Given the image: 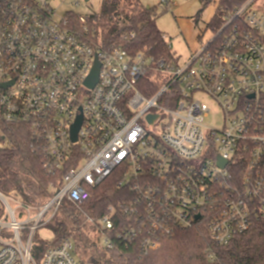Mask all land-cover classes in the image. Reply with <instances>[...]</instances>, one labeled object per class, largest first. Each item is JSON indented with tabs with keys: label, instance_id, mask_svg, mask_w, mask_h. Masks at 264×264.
Returning <instances> with one entry per match:
<instances>
[{
	"label": "built area",
	"instance_id": "1",
	"mask_svg": "<svg viewBox=\"0 0 264 264\" xmlns=\"http://www.w3.org/2000/svg\"><path fill=\"white\" fill-rule=\"evenodd\" d=\"M51 1L0 0V84L12 82L0 87L2 119L27 125L49 174H62L52 198L28 206L23 223L4 199L0 264H89L73 255L71 239L36 257L34 236L64 202L84 204L112 177L133 196L98 220L108 249L113 237L127 245L140 239L147 253L162 235L202 220L223 245L264 220V0L229 11L214 38L183 64L146 48L104 47L76 30L69 15L57 19ZM148 70L162 80L151 96L139 85ZM199 94L219 105L221 126L206 124L209 108ZM8 143L0 132V148Z\"/></svg>",
	"mask_w": 264,
	"mask_h": 264
},
{
	"label": "trees",
	"instance_id": "2",
	"mask_svg": "<svg viewBox=\"0 0 264 264\" xmlns=\"http://www.w3.org/2000/svg\"><path fill=\"white\" fill-rule=\"evenodd\" d=\"M201 1L205 6L212 0ZM245 1L219 0L209 26L218 31L225 15L243 6ZM100 11L98 16L85 19L88 32L83 31L80 16L71 14L69 17L76 30L104 47L125 45L134 53L146 48L156 59H174L156 23L154 9L144 7L140 0H103ZM161 83L160 73L148 70L139 85L144 94L151 96ZM0 132L9 142L0 148V193L14 192L26 205L38 208L52 198L51 186L61 183L62 174H49L30 129L27 125L4 121L1 106ZM120 191L112 177L93 190L84 204L64 202L48 224L57 234L54 243H37L34 238L33 254L39 257L46 248L71 239L81 255H89L95 264H264V220H255L248 231L223 245L212 239L207 220H202L191 228L162 235L160 246L147 253L143 252L140 239L127 245L113 237L114 248H100L96 240L103 233L99 229V218L107 213L108 206L117 204L126 195L133 196L130 190Z\"/></svg>",
	"mask_w": 264,
	"mask_h": 264
},
{
	"label": "rangeland",
	"instance_id": "3",
	"mask_svg": "<svg viewBox=\"0 0 264 264\" xmlns=\"http://www.w3.org/2000/svg\"><path fill=\"white\" fill-rule=\"evenodd\" d=\"M219 0H212L209 4L203 5L201 0H173L168 4L162 0H140L146 8L154 9L160 30L162 31L170 47L174 58L178 63L183 64L191 55L200 49L203 44L212 40L217 33V29L209 26L218 8ZM103 0H52L51 5L57 12V19L65 15L75 14L84 19H92L100 14ZM209 108V117L206 124L210 127L222 125L223 113L219 105L207 95H197ZM156 131V126H152ZM4 199L8 200L11 208L15 210L17 221L23 223L29 220V212L22 197L14 192L0 194V208H6ZM32 216L38 211L30 209ZM52 212L47 215L49 219ZM31 216V217H32ZM11 221V218H8ZM49 223L39 227L35 234V242L52 244L57 237L56 231ZM90 234V232L88 233ZM90 236V235H89ZM92 236V235H91ZM99 247L104 249L105 243L102 237L96 239ZM74 242V241H73ZM73 255L82 262L93 264L91 257L81 255V252L74 246ZM95 264V263H94Z\"/></svg>",
	"mask_w": 264,
	"mask_h": 264
},
{
	"label": "water",
	"instance_id": "4",
	"mask_svg": "<svg viewBox=\"0 0 264 264\" xmlns=\"http://www.w3.org/2000/svg\"><path fill=\"white\" fill-rule=\"evenodd\" d=\"M98 69H99V64L97 63L93 69V73L92 75L90 76V78L88 79L87 83L92 87L94 86V84L96 83L97 79H98V75H99V72H98ZM12 83V82H11ZM11 83H3V84H0V87L3 88V87H6L8 85H10ZM156 117L155 116H149V119L150 121H153ZM81 120L82 118H80V120L78 121V123L74 126L73 128V134H74V140L77 139V130L79 129L80 125H81ZM220 164L222 166H224L226 164V162H223L221 161Z\"/></svg>",
	"mask_w": 264,
	"mask_h": 264
}]
</instances>
